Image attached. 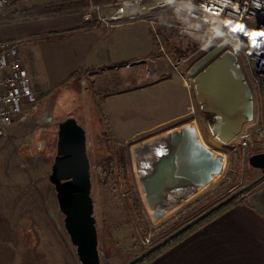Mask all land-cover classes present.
Instances as JSON below:
<instances>
[{"label": "rangeland", "instance_id": "obj_1", "mask_svg": "<svg viewBox=\"0 0 264 264\" xmlns=\"http://www.w3.org/2000/svg\"><path fill=\"white\" fill-rule=\"evenodd\" d=\"M4 36L0 28V42H4ZM166 39V44L156 49L162 54L157 68L169 74L165 87L158 79L138 81L153 65L144 58L120 64L114 76L95 74L78 83H67L53 94L42 93L28 120L14 122L0 143V264H81L64 227L56 190L49 181L59 124L68 118H75L87 134L101 264H126L140 255L146 239L153 242L180 214L177 211L160 221L152 220L135 166L134 148L144 142L190 124L198 130L204 146L225 156L222 175L190 199L197 200L191 208L215 201L260 177L259 170L249 163L244 165L238 140L223 145L212 134L201 110L189 68L214 48L189 51L193 46H188L190 40L173 36ZM179 57L190 58L180 69L182 74L173 67ZM134 86L146 92H140L145 105L134 103L128 108L124 94L134 92ZM114 89L120 94L116 105L111 101ZM162 91L169 96L152 94ZM257 153H264V142L249 149L247 156Z\"/></svg>", "mask_w": 264, "mask_h": 264}, {"label": "water", "instance_id": "obj_2", "mask_svg": "<svg viewBox=\"0 0 264 264\" xmlns=\"http://www.w3.org/2000/svg\"><path fill=\"white\" fill-rule=\"evenodd\" d=\"M220 45L189 70L201 110L212 134L223 144L231 143L252 119L254 105L249 85L234 55L216 60L223 52ZM217 62L226 66L214 69ZM138 182L144 201L155 221L177 211L187 200L214 184L225 168V156L215 154L199 140L198 130L189 125L169 131L160 138L150 139L134 148ZM244 165L264 171V153L247 156ZM264 180V174L240 187L218 204L196 217L160 243L150 247L126 264H138L208 218L234 199L244 195ZM49 181L56 190L59 210L64 215V227L81 264H101L97 220L92 198V172L88 156L87 134L75 118L59 124L57 154Z\"/></svg>", "mask_w": 264, "mask_h": 264}, {"label": "crops", "instance_id": "obj_3", "mask_svg": "<svg viewBox=\"0 0 264 264\" xmlns=\"http://www.w3.org/2000/svg\"><path fill=\"white\" fill-rule=\"evenodd\" d=\"M25 1L30 6L40 7L83 0ZM112 1L116 0H103L97 4ZM161 20L178 21L172 15H164ZM84 26L81 13L41 18L1 26L5 34L1 41L19 45L25 69L32 82L39 84L45 95L53 94L70 82L78 83L82 78L91 75L114 76L120 64L140 62L144 58H148L153 65L148 66L145 76H140L138 81L158 79L162 80L159 85L165 87L169 74L165 69L157 68L159 56L162 54L160 55V49H158L160 53L156 49L159 48V44H166L167 37L186 39L180 37L174 29L167 27L158 30L157 35L146 23L113 30ZM163 56L170 62L167 53ZM217 58L216 60L224 61V56ZM112 84L114 88L116 82L113 81ZM134 87V92L124 94L128 108L134 103L138 106L145 105L144 96L140 95L146 92ZM113 91L111 101L116 105L119 104L120 94L116 89ZM152 94L169 96L163 91L160 94L155 92ZM242 153L244 156V152ZM196 202L197 200L184 201L176 212L180 213L183 208L194 206ZM177 213L174 212L173 215ZM143 264H264V181L250 190L237 204Z\"/></svg>", "mask_w": 264, "mask_h": 264}, {"label": "built area", "instance_id": "obj_4", "mask_svg": "<svg viewBox=\"0 0 264 264\" xmlns=\"http://www.w3.org/2000/svg\"><path fill=\"white\" fill-rule=\"evenodd\" d=\"M14 1L0 0V17ZM87 1L88 6L81 12L86 26L113 30L146 23L157 35L161 28L174 29L180 37L196 43L199 50L224 45L220 56H236L254 105L252 119L246 121L235 138L237 148L248 152L264 142V44L254 48L249 39L256 33L257 42L264 41V0H116L106 4ZM164 15L175 16L179 22L161 20ZM188 60L189 57H179L173 67L182 74L180 69ZM42 91L25 69L19 45L0 42V143L16 120H28ZM150 216L153 220L151 211ZM145 242L150 244L149 239Z\"/></svg>", "mask_w": 264, "mask_h": 264}, {"label": "trees", "instance_id": "obj_5", "mask_svg": "<svg viewBox=\"0 0 264 264\" xmlns=\"http://www.w3.org/2000/svg\"><path fill=\"white\" fill-rule=\"evenodd\" d=\"M100 2H103V0H95V3H100ZM87 5H88V1L83 0V1H68V2H64V3H60V4H50V5L35 7V6L28 5L25 0H15L12 4L5 7V9H4V11L0 17V27L18 24V23H22V22H28V21H32V20H38L41 18H50V17H54V16L57 17V16L66 15V14H71V13H81L84 10V8L87 7ZM84 27H88V26L85 25ZM86 29H88V28H86ZM189 45H191V44H188V46ZM197 47H198V45L194 44L192 47L189 46L188 50L189 51H195ZM233 191L234 190L226 192L224 195H221L220 197H218V199H216L215 201H206L208 203H205L204 205H203V202H201V203H199V205L197 207L191 208L190 206H187L186 208H184L180 212V214L177 218V221L174 224L169 225V227L166 230L162 231L156 237V239H154L153 242H151V244L144 245L140 254H142L147 249H149V247L158 244L159 242L164 240L166 237H168L169 235H171L172 233H174L175 231H177L178 229H180L181 227H183L184 225H186L187 223H189L190 221H192L196 217L200 216L201 214H203L204 212H206L207 210H209L213 206H215L224 197H227ZM248 192L249 191L244 193V195L234 199L233 201H231L229 204L225 205L224 207H222L218 211L214 212L211 216L204 219L203 221H201L200 223H198L194 227L190 228L188 231H186L185 233H183L182 235H180L179 237H177L173 241L169 242L163 248L154 252L153 254H151L150 256H148L146 259H144L143 261H141L138 264H143V263L147 262L151 258L159 255L164 249L174 245L176 242L180 241L183 237H185L188 234L196 231L202 225H204L205 223L210 221L215 216L223 213L224 211L229 209L231 206L237 204L238 201L240 199H242V197L245 196Z\"/></svg>", "mask_w": 264, "mask_h": 264}, {"label": "clouds", "instance_id": "obj_6", "mask_svg": "<svg viewBox=\"0 0 264 264\" xmlns=\"http://www.w3.org/2000/svg\"><path fill=\"white\" fill-rule=\"evenodd\" d=\"M257 7H259V5H257ZM257 35L256 33H253L249 39L251 40L252 46L254 48H259L261 46V44H264V41H260L259 43L257 42ZM237 51H239V49L237 48Z\"/></svg>", "mask_w": 264, "mask_h": 264}, {"label": "flooded vegetation", "instance_id": "obj_7", "mask_svg": "<svg viewBox=\"0 0 264 264\" xmlns=\"http://www.w3.org/2000/svg\"><path fill=\"white\" fill-rule=\"evenodd\" d=\"M194 64H195V63H194ZM194 64H193V65H194ZM193 65H192V66H193ZM192 66L189 68V70L192 68ZM192 78H193V80H194V77H192ZM58 129H59V128H58ZM257 170H259V169H257ZM259 172H260V177H261V176L264 174V171L259 170ZM258 178H259V177H258ZM258 178H257V179H258ZM255 180H256V179H255ZM253 181H254V180H253ZM253 181H251V182H253ZM263 181H264V180H262L261 183H262ZM251 182H250V183H251ZM259 184H260V183H259ZM259 184H257V185H259ZM257 185H256V186H257ZM256 186H255V187H256ZM255 187H253V188H255ZM253 188H251L250 190H252ZM250 190H249V191H250ZM228 196H229V195H228ZM228 196H227V197H228ZM224 198H226V197H224ZM217 204H218V203H217ZM190 207H192V206H190ZM183 209H184V208H183ZM183 209H182V210H183ZM210 216H211V215H210ZM193 227H194V226H193ZM192 233H193V232H192ZM169 236H170V235H169ZM162 241H163V240H162ZM172 241H173V240H172ZM170 242H171V241H170ZM159 243H160V242H159ZM150 244H151V243H150ZM148 245H149V244H148ZM153 246H154V245H153ZM151 247H152V246H151ZM149 248H150V247H149ZM162 248H163V247H162Z\"/></svg>", "mask_w": 264, "mask_h": 264}, {"label": "bare ground", "instance_id": "obj_8", "mask_svg": "<svg viewBox=\"0 0 264 264\" xmlns=\"http://www.w3.org/2000/svg\"><path fill=\"white\" fill-rule=\"evenodd\" d=\"M225 66H226V64H225L224 62H217L216 65L214 66V69L221 70V69L224 68ZM218 178H219V176L215 178V181H216ZM215 181H214V182H215Z\"/></svg>", "mask_w": 264, "mask_h": 264}, {"label": "snow or ice", "instance_id": "obj_9", "mask_svg": "<svg viewBox=\"0 0 264 264\" xmlns=\"http://www.w3.org/2000/svg\"><path fill=\"white\" fill-rule=\"evenodd\" d=\"M240 26H237V29L236 30H239Z\"/></svg>", "mask_w": 264, "mask_h": 264}]
</instances>
